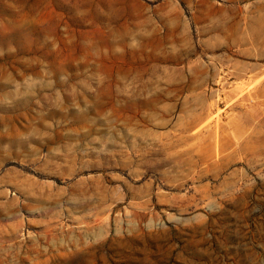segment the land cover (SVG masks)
<instances>
[{"label":"rangeland","instance_id":"1","mask_svg":"<svg viewBox=\"0 0 264 264\" xmlns=\"http://www.w3.org/2000/svg\"><path fill=\"white\" fill-rule=\"evenodd\" d=\"M0 264H264V0H0Z\"/></svg>","mask_w":264,"mask_h":264}]
</instances>
